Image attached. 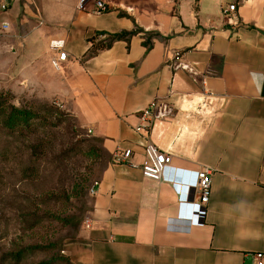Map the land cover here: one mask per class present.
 Masks as SVG:
<instances>
[{"label":"crops","instance_id":"obj_1","mask_svg":"<svg viewBox=\"0 0 264 264\" xmlns=\"http://www.w3.org/2000/svg\"><path fill=\"white\" fill-rule=\"evenodd\" d=\"M67 1L46 11L42 26L25 25L26 45L12 49L34 65L24 78L35 72L72 105L107 155L91 226L67 239L64 253L75 264H253L250 253L264 252V0H112L116 9L105 13ZM231 3L237 27L223 15ZM14 6L18 17L21 1ZM125 31L136 33L111 41ZM57 39L68 53L59 69L50 46ZM94 43L96 54L86 56ZM175 51L195 73L172 68ZM154 99L175 108L149 134L173 155L160 181L112 162L118 146L143 161L135 126ZM204 167L212 169L211 197L192 224L179 217L171 179L175 168ZM191 200L199 202L194 193Z\"/></svg>","mask_w":264,"mask_h":264},{"label":"rangeland","instance_id":"obj_2","mask_svg":"<svg viewBox=\"0 0 264 264\" xmlns=\"http://www.w3.org/2000/svg\"><path fill=\"white\" fill-rule=\"evenodd\" d=\"M3 1L0 23L11 30H0V264H66L59 249L90 217L107 155L72 105L44 89L35 72L24 78L34 65L12 50L26 45L25 25L42 26L46 11L69 1L20 0L18 17L16 0L7 11ZM12 106L31 111L32 124L7 126Z\"/></svg>","mask_w":264,"mask_h":264},{"label":"built area","instance_id":"obj_3","mask_svg":"<svg viewBox=\"0 0 264 264\" xmlns=\"http://www.w3.org/2000/svg\"><path fill=\"white\" fill-rule=\"evenodd\" d=\"M79 9L88 10L90 7L96 13H105L116 9V5L112 0H80ZM120 9L127 12H133V8L129 6L119 5ZM3 11L9 9V4L6 0L1 6ZM235 3L229 4L223 8V15L226 23L233 27L240 24L239 18L235 14ZM42 23V22H41ZM1 32L7 33L11 30V25L7 21L0 23ZM101 37V36H100ZM104 38V37H103ZM101 40L99 39V42ZM107 43V40H103ZM51 49L57 54L53 59V66L60 68L62 61L68 57L65 50V41L61 39L52 40L50 43ZM169 64L175 70H185L190 73H195V67L184 60V54L181 51H175L169 58ZM213 93H208L212 96ZM174 106L160 99L152 100L139 114V123L135 126V131L142 135L145 140L144 144V159L137 163L133 160V151L118 146L112 153V162L114 164H127L132 167H138L143 176L152 180L160 181L166 178V171L172 166L173 155L163 150L150 140L149 134L153 123L157 120L167 119L174 115ZM91 134L92 130L88 129ZM212 169L204 167L196 171H186L184 169L175 168L172 180L173 185L177 188L179 195L180 212L179 217L185 218L192 224L196 223V213L199 207H205L211 197L212 185ZM92 194H96L95 185L91 189ZM193 193L198 197L199 202L192 201ZM90 219L85 221V225L89 228L91 225ZM253 264H264V252L256 251L250 253Z\"/></svg>","mask_w":264,"mask_h":264},{"label":"trees","instance_id":"obj_4","mask_svg":"<svg viewBox=\"0 0 264 264\" xmlns=\"http://www.w3.org/2000/svg\"><path fill=\"white\" fill-rule=\"evenodd\" d=\"M136 31H125V32H121V33H116L114 35H112L111 41L118 39V38H122L125 37L127 35H132L135 34ZM111 41L108 43V46L111 44ZM99 47L97 45H95V43L91 46V48L88 50V53L86 54V56H92L94 54H96L97 49ZM9 115L7 116L6 119V124L7 126H9L10 128H21V127H26L29 126L31 123V119L33 117V113L31 111H29L26 108L23 107H15L12 106L11 110L8 113ZM64 243H62L61 248L59 249V253L60 255V259L62 258V260L66 263V264H75L74 262H72L71 258L67 255H61V252H64ZM41 264H48L47 261L42 262Z\"/></svg>","mask_w":264,"mask_h":264},{"label":"water","instance_id":"obj_5","mask_svg":"<svg viewBox=\"0 0 264 264\" xmlns=\"http://www.w3.org/2000/svg\"><path fill=\"white\" fill-rule=\"evenodd\" d=\"M6 2H7L9 5H11V0H6Z\"/></svg>","mask_w":264,"mask_h":264},{"label":"bare ground","instance_id":"obj_6","mask_svg":"<svg viewBox=\"0 0 264 264\" xmlns=\"http://www.w3.org/2000/svg\"><path fill=\"white\" fill-rule=\"evenodd\" d=\"M185 108V107H184ZM190 108V107H189Z\"/></svg>","mask_w":264,"mask_h":264}]
</instances>
